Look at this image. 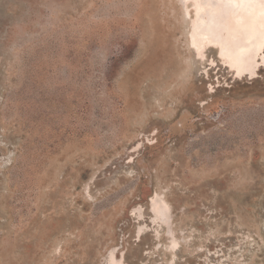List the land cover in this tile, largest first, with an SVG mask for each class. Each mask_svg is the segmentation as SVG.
<instances>
[{"label":"rangeland","instance_id":"374dc122","mask_svg":"<svg viewBox=\"0 0 264 264\" xmlns=\"http://www.w3.org/2000/svg\"><path fill=\"white\" fill-rule=\"evenodd\" d=\"M251 4L0 0V264H264Z\"/></svg>","mask_w":264,"mask_h":264},{"label":"bare ground","instance_id":"6f19581e","mask_svg":"<svg viewBox=\"0 0 264 264\" xmlns=\"http://www.w3.org/2000/svg\"><path fill=\"white\" fill-rule=\"evenodd\" d=\"M244 1V0H243ZM228 3V2H227ZM229 4H230V2H229ZM226 5V4H225ZM243 5V4H242ZM252 6H250V7H248V9L247 8H243V9H236V10H234V9H229L228 10V8H227V12H228V15L227 16H229V18L230 19H232V27L235 29V28H237L236 30H234V32L233 31H230V35L231 34H234V33H236L237 31H240V30H244L245 31V33L248 35V34H252V32L253 31H255V29L253 28V27H257L254 23H256V22H261V27L264 25V9L263 8H258V6H260V5H254V4H251ZM233 6V5H232ZM256 6V7H255ZM207 7V6H206ZM213 7V6H212ZM206 10V9H205ZM208 10V9H207ZM213 10V9H212ZM218 11V10H217ZM225 11V10H224ZM211 12V11H210ZM208 13V12H207ZM224 13V12H223ZM222 13V14H223ZM206 14V13H205ZM214 14V16H215V12L213 13ZM217 14V13H216ZM200 16V15H199ZM223 16V15H222ZM226 16V15H225ZM221 18V17H220ZM262 20H263V22H262ZM213 21V20H212ZM218 21V20H217ZM224 21H225V18H224ZM230 23V22H229ZM226 25V24H225ZM254 25V26H253ZM214 26V25H213ZM230 26V27H231ZM198 27V26H197ZM231 27V28H232ZM261 27H260V29H258L259 31L260 30H262L261 29ZM211 29V28H210ZM214 29H215V27H214ZM240 29V30H239ZM257 29V28H256ZM227 30V29H226ZM229 30V29H228ZM195 31H196V29H195ZM194 31V32H195ZM193 32V34H195ZM222 32V31H221ZM258 32V31H257ZM197 33V32H196ZM199 33V32H198ZM203 33V32H202ZM211 32H209L208 34H210ZM214 33V32H213ZM200 34V33H199ZM221 34V33H220ZM236 34H238V33H236ZM253 34H255V33H253ZM257 34V33H256ZM262 34H263V31H262ZM201 35H203V34H201ZM214 34H212V36H213ZM217 35V34H216ZM247 35H245V36H247ZM209 36V35H208ZM221 36V35H220ZM194 37H196V35L194 36ZM198 37H199V35H198ZM210 37V36H209ZM219 37V36H218ZM224 37H225V35H224ZM229 37V36H228ZM235 37H236V35H235ZM235 37H233V38H235ZM238 37V36H237ZM264 37V36H263ZM200 38H201V36H200ZM212 38V37H211ZM213 38H214V36H213ZM220 38V37H219ZM260 38V37H259ZM203 39V38H202ZM204 39H207V38H205V35H204ZM225 38H222V41L224 40ZM261 39V38H260ZM259 39V40H260ZM197 40V39H196ZM195 40V41H196ZM210 40H212V39H210ZM221 40V39H220ZM219 40V41H220ZM229 40V39H228ZM234 40V39H233ZM225 41H226V39H225ZM232 41V40H231ZM261 41V40H260ZM197 42H199V40L198 41H196V43ZM204 42V41H203ZM216 42V41H215ZM221 42V41H220ZM194 43V42H193ZM211 43V42H210ZM216 44V43H215ZM221 44V43H220ZM249 44H252L253 46L252 47H254L253 49H251V53L250 54H247V55H245V52H243V53H238L239 55H236V59H235V61H239V62H242V63H249V60L251 59V55H252V53L253 54H255V53H257V52H255V48H257V47H259L260 46V42L258 41V35H254V38L253 39H250V41H249ZM262 44H263V41H262ZM207 45V44H206ZM260 47H262V46H260ZM238 49H239V47H237ZM245 48H246V46H245ZM253 50V51H252ZM223 52V51H222ZM236 52H237V50H236ZM219 54H220V51H219ZM231 55H229V56H232V57H234V55L235 54H237V53H235V52H233V53H230ZM226 57V56H225ZM255 57V56H254ZM257 57V56H256ZM229 57H227L226 59H228ZM231 58V57H230ZM229 60V59H228ZM232 60V59H231ZM230 61V60H229ZM234 62V61H233ZM232 62V63H233ZM228 63V62H227ZM229 64H230V62H229ZM233 70H234V68H233ZM241 70H243V69H241ZM240 70V71H241ZM243 72V71H242ZM157 211V210H156Z\"/></svg>","mask_w":264,"mask_h":264}]
</instances>
